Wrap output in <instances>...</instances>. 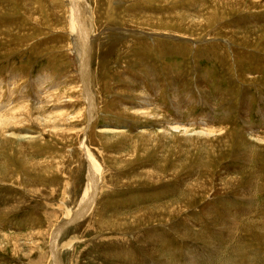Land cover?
<instances>
[{"label": "rangeland", "instance_id": "374dc122", "mask_svg": "<svg viewBox=\"0 0 264 264\" xmlns=\"http://www.w3.org/2000/svg\"><path fill=\"white\" fill-rule=\"evenodd\" d=\"M70 1L0 0V115L40 106L0 141V264H53L88 155L108 186L57 238L83 239L66 263L264 264V0Z\"/></svg>", "mask_w": 264, "mask_h": 264}, {"label": "bare ground", "instance_id": "6f19581e", "mask_svg": "<svg viewBox=\"0 0 264 264\" xmlns=\"http://www.w3.org/2000/svg\"><path fill=\"white\" fill-rule=\"evenodd\" d=\"M73 1V0H72ZM72 1H70V2H72ZM172 1V0H171ZM220 1V0H219ZM74 2H76V0H74ZM78 2V1H77ZM201 2V1H200ZM79 4H78V7H77V4H75V3H73L71 6H70V8L72 9V16H71V19H70V29H71V34H72V39H73V43H74V47L77 49V51H78V53L79 54H81V56H82V53H80V49H81V47H82V45L81 44H83L82 43V39L85 41V40H87L89 37V35H91V33L89 32V30L87 29V27L85 26V24H84V20H83V18H82V8H81V4H80V2H78ZM163 3V2H162ZM216 3H218V2H216ZM220 3V2H219ZM165 4H168V3H165ZM169 5V4H168ZM217 5H219V4H217ZM220 6H221V4H220ZM133 7V6H132ZM208 7V6H207ZM222 7V6H221ZM81 8V9H80ZM217 9V8H216ZM226 9V8H225ZM84 10V9H83ZM111 10V9H110ZM220 10V9H219ZM132 11V10H131ZM84 12V11H83ZM174 13V12H173ZM214 14V13H213ZM166 15V14H165ZM165 15H163V16H165ZM132 16V15H131ZM143 16V15H142ZM167 16H170L169 14L167 15ZM212 16V15H211ZM97 17V16H96ZM127 17V24L128 25H126V26H128V27H130V25L131 24H133V22H135L134 21V18L132 19V18H128V16H126ZM125 17V18H126ZM135 17V16H134ZM144 17V16H143ZM160 18V17H159ZM137 19H139V16H138V18ZM144 19H145V17H144ZM163 20H164V18H163ZM96 21V20H95ZM126 21V20H125ZM138 21V20H137ZM142 22L143 23V21H142V19L141 20H139L138 22ZM158 21V20H157ZM144 22H146V21H144ZM167 23H169V22H167ZM150 23H148V25H149ZM162 24H164V22H162ZM166 24V23H165ZM96 25V24H95ZM158 25V24H157ZM161 26V25H160ZM167 26V25H166ZM157 28H158V26H157ZM127 30H130V29H127ZM94 34V33H93ZM172 34V33H171ZM94 36V35H93ZM158 36V35H157ZM169 36V35H168ZM168 36H166V37H168ZM86 42V41H85ZM89 42V41H88ZM72 43V42H71ZM78 44H79V46H78ZM89 45V44H88ZM84 46H87L86 44L84 45ZM74 47H73V49H74ZM86 54V53H85ZM88 54V53H87ZM87 56H89V55H87ZM83 65V64H82ZM73 91V90H72ZM82 94V93H81ZM61 98H66V95H64V96H60ZM66 100V99H65ZM67 100H68V98H67ZM8 106V105H7ZM7 106H5V108L7 107ZM33 106V105H32ZM32 106H26V105H22L21 107H23V109L22 110H20V111H23L22 113H20L19 111H17L15 108H13L12 110H10V114L8 115V119H4L3 117H2V115L3 114H1L0 115V141L2 142V143H8L9 142V138H10V136H7L8 135V133H10V129H15L14 127H15V125L17 126V122H16V120L17 121H19L18 119H17V115H23V116H25L24 115V111H36L37 109H39L40 108V106H38V107H32ZM8 108V107H7ZM20 108V107H19ZM15 109V110H14ZM151 109V108H150ZM149 109V110H150ZM87 110V109H86ZM146 111H148V110H146ZM2 112V111H1ZM19 112V113H18ZM86 112V111H85ZM92 113V112H91ZM30 114H32V113H30ZM7 115V114H6ZM5 115V116H6ZM4 116V117H5ZM24 118V117H23ZM26 118V117H25ZM24 120V119H23ZM26 120V119H25ZM29 121V120H28ZM25 122V121H24ZM168 122V121H167ZM166 122V123H167ZM26 123H28V122H26ZM24 124V123H23ZM175 124V123H174ZM168 125V124H167ZM168 129H170V130H174V131H176V132H180L182 129H185L186 131H187V127L185 128V127H179V126H176V125H173V126H171V128H168ZM41 131V130H40ZM90 132V131H89ZM12 133V132H11ZM43 133V132H42ZM166 134H169L168 135V138H170L171 136L173 137V136H178V135H171L170 133H166ZM207 134V133H206ZM217 134V133H216ZM15 135V134H14ZM26 135V134H25ZM88 135V134H87ZM93 135V134H92ZM214 133H213V137H212V139L211 140H209L208 141V144H209V146H211V147H214L215 145H218L219 143H222V142H228V138H227V136L226 135H223V134H220V136H218L217 137V135H215V137H214ZM22 136V135H21ZM89 136V135H88ZM11 137H12V135H11ZM171 137V138H172ZM22 138V137H21ZM21 138H19V139H21ZM158 139H159V137H157ZM160 138H163L164 139V136H162V135H160ZM178 138H179V136H178ZM33 139V138H32ZM154 139H156V137H154ZM174 139V138H173ZM176 139V138H175ZM21 140H23V139H21ZM157 140V139H156ZM155 140V141H156ZM24 141V140H23ZM176 141H178V140H176ZM264 141V140H263ZM0 142V143H1ZM33 141H24V143H26V144H29V145H31V143H32ZM155 143V142H154ZM159 144H161V141L159 142ZM21 145V144H20ZM25 145V144H24ZM24 147V146H23ZM158 147V146H157ZM3 148V147H2ZM22 148V147H21ZM26 149H27V147H26ZM23 151H24V149H23ZM31 151V150H30ZM21 152V151H20ZM30 154H33V153H30ZM1 155H2V153H1ZM0 155V156H1ZM26 155V154H25ZM22 157V156H21ZM5 157H2L1 159H4ZM23 158V157H22ZM33 160V159H32ZM5 162V161H4ZM4 162L2 161V163H3V167H4ZM88 162H89V168H88V172H87V174H86V183H85V186H84V191H83V196L81 197V199H79V202L77 203V206H76V209H73V208H66V207H63V208H61V209H59V210H63V211H65V214H64V217H63V219H61V221L59 222L60 224H58V225H56V227L53 229V232H52V237H51V245H50V247H51V258L53 259V264H68V262L66 263L65 261H67V259L65 260L64 258H63V253H64V251L66 250V249H73V247H75V244H76V241H79V242H82L83 241V239H82V237L80 238H77V236L75 235V234H73L72 233V238H70V239H68V240H65V241H63V242H61V244L59 245L56 241H57V238H62L63 237V234H64V232H65V229L64 228H66L65 226H67V225H69V224H71L72 222H75V221H77V220H80L81 219V217L83 216V215H80V214H82V213H84V214H86L88 211H91L90 209L94 206V204H95V201L98 199V191H102L101 189H102V187L103 186H108V185H106V183H105V179H103V172H102V168L100 167V165H99V163L98 162H96L95 160H94V158H90V156L88 155ZM25 164V163H24ZM32 164V163H31ZM30 164V165H31ZM45 164V163H44ZM0 165H1V163H0ZM7 166H8V164H6ZM29 165V166H30ZM36 165V164H35ZM46 165V164H45ZM9 166H10V164H9ZM13 166V165H12ZM29 166H27V168H26V170L28 169V167ZM44 166V165H43ZM52 166V165H51ZM11 167V166H10ZM48 167V166H47ZM207 167H210V166H207ZM2 168V167H1ZM31 168V167H30ZM35 168V167H34ZM33 168V169H34ZM48 168H50V167H48ZM10 169V168H9ZM47 168H45V170H46ZM3 170V171H2ZM2 170H0V173L1 172H4V169L2 168ZM6 171V170H5ZM7 171H8V169H7ZM11 170H9L8 172H10ZM13 171H14V169H13ZM30 171V170H29ZM35 171V170H34ZM44 171V170H43ZM48 172L50 171H52V169H50V170H47ZM7 172V173H8ZM10 173H8V175H9ZM11 174H12V172H11ZM211 174V173H210ZM5 175H7V174H5ZM13 175V174H12ZM12 175H10V176H12ZM19 175V174H18ZM3 176V175H2ZM1 176V177H2ZM10 176H7V177H10ZM1 179H3V177L1 178ZM103 179V180H102ZM140 179H143V178H140ZM18 181H19V178H18ZM6 184V183H5ZM192 188V189H191ZM191 188H187L186 190H189V192H187L186 191V196H184V197H186V199H187V201H186V203L187 202H190L191 200L193 201V200H195L196 198V193L198 194V192H199V190H197V191H192V190H194V187H192L191 186ZM55 192H57V190H55ZM53 195V194H52ZM55 196V195H54ZM212 197V196H211ZM204 200V199H203ZM62 202V201H61ZM197 202V201H196ZM23 203V202H22ZM179 203V202H178ZM185 203V202H184ZM20 204V203H19ZM181 204H183V203H181ZM180 204V205H181ZM22 205V204H21ZM162 205V204H161ZM169 205V204H168ZM180 205L178 206V205H176V206H178V207H180ZM60 206H61V204H60ZM59 206V207H60ZM12 207V206H11ZM10 207V208H11ZM17 207V206H16ZM58 207V208H59ZM166 207H168V206H166ZM166 207H164V209L166 208ZM17 208H19V207H17ZM12 209H13V207H12ZM57 210V209H56ZM11 211V210H10ZM48 212V211H47ZM60 212V211H59ZM62 212V211H61ZM0 213H2L3 214V212H0ZM178 212L177 211H175V213L174 214H177ZM35 214V213H34ZM52 214V213H51ZM57 214V213H56ZM179 214V213H178ZM46 215V214H45ZM48 215V214H47ZM77 215H80V216H78L77 217ZM171 215V214H170ZM45 218V217H44ZM48 218V217H47ZM164 217L163 216H161V220H163V222H164ZM167 219V218H166ZM153 220V219H152ZM35 221V220H34ZM45 221V220H44ZM47 221V220H46ZM41 223V222H40ZM102 223H103V225H105L106 224V222H101V225H102ZM136 223H137V220H135V221H131V222H129L128 223V225L130 226V228L131 227H136ZM53 226V225H52ZM48 227V226H47ZM34 228V227H33ZM40 228H43L42 230L44 231H46V229H44L45 227H40ZM50 229H52L51 227H50ZM64 229V230H63ZM67 229H69V228H67ZM70 230V229H69ZM36 231V230H35ZM39 231V230H38ZM37 232V231H36ZM40 232V231H39ZM49 232V231H48ZM36 234V233H35ZM34 234V235H35ZM66 234H67V231H66ZM64 235V236H67V235ZM41 235H42V232H41ZM43 235H45V234H43ZM38 236V235H37ZM70 236V235H69ZM24 237V236H23ZM34 237V236H33ZM40 237V236H39ZM38 237V238H39ZM46 238V237H45ZM45 238H44V240H45ZM50 238V237H49ZM48 237L46 238V239H49ZM64 238V237H63ZM62 238V239H63ZM66 238V237H65ZM23 239H25V238H23ZM35 239V238H34ZM61 239V240H62ZM17 240V239H16ZM37 240V239H36ZM35 240V241H36ZM40 240V239H39ZM60 240V241H61ZM103 240V239H102ZM35 241H34V243H35ZM42 241V240H41ZM49 241V240H48ZM60 241H59V243H60ZM8 242V241H7ZM24 242V241H23ZM37 242V241H36ZM26 243V242H25ZM24 243V244H25ZM102 243V242H101ZM8 244V243H7ZM14 244V243H13ZM48 245V244H47ZM41 246H44V245H41ZM48 248H49V246H47ZM27 248V247H26ZM34 248V247H33ZM40 249V248H39ZM33 250V249H32ZM36 249H34L33 251H35ZM43 250V249H42ZM38 252H39V250H38ZM69 252V251H68ZM68 252H66L67 254H68ZM72 252V251H71ZM74 252V251H73ZM40 253V252H39ZM42 253V252H41ZM90 253V252H89ZM71 254V253H70ZM45 255H47L46 253H45ZM38 257H39V255H38ZM42 257V256H41ZM45 257V256H44ZM49 257V256H48ZM47 256H46V259L48 258ZM68 257V256H67ZM21 258V257H20ZM78 259V258H77ZM36 260V259H35ZM37 260H39V259H37ZM42 260H44V259H42ZM70 260H71V258H70ZM33 261H34V259H33ZM41 262V261H40ZM47 262V261H46ZM49 262V261H48ZM47 262V263H48ZM71 262V261H70ZM28 263V262H27ZM78 263V260H76V263H74V264H77Z\"/></svg>", "mask_w": 264, "mask_h": 264}]
</instances>
